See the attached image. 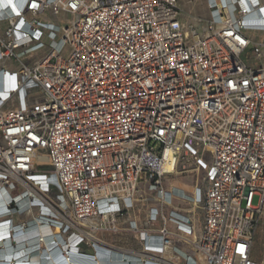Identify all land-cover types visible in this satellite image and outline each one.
<instances>
[{"label":"built area","instance_id":"obj_1","mask_svg":"<svg viewBox=\"0 0 264 264\" xmlns=\"http://www.w3.org/2000/svg\"><path fill=\"white\" fill-rule=\"evenodd\" d=\"M226 1L186 24L178 0H0L10 210L21 193L92 246L110 222L154 264H264V0Z\"/></svg>","mask_w":264,"mask_h":264},{"label":"bare ground","instance_id":"obj_2","mask_svg":"<svg viewBox=\"0 0 264 264\" xmlns=\"http://www.w3.org/2000/svg\"><path fill=\"white\" fill-rule=\"evenodd\" d=\"M2 1L6 4V0ZM237 1L241 7H249L246 3L247 0ZM216 2L218 11L222 10L226 14L223 19L236 18L237 11H232L237 5L227 4L226 0H216ZM223 5L224 8H222ZM183 19L186 24L191 23L184 17ZM192 19L196 22L197 18L192 16ZM250 33L264 37V31H250ZM5 94V92L0 91V95L4 96ZM163 167L165 169L170 168L167 163ZM178 180L183 181L182 179H174L172 181L175 189L189 191L194 189L192 185H184L179 183ZM42 183L44 184L45 181ZM9 199L7 191L0 187V264H131L130 260H132L133 264H154L149 260L145 261L141 256L138 258L131 255L128 250L130 243L129 239L127 240V234L124 233L125 231L122 233V231L111 229L110 222L107 223L105 228L99 229V220L92 219L91 223L94 225V229H88L86 235L90 239V243L94 244L93 246L91 244L86 245L84 242H79L81 240L80 235H84L83 233H62L56 220L51 219L49 221L50 215L48 214L55 213L51 208L44 205H31L30 201L32 198H22V194L19 193L16 199L17 205L20 207V213H16L12 212L7 206ZM34 201L39 202V199L35 197ZM186 209L193 211L195 215L198 214L196 205L190 204ZM86 224L88 225V223ZM195 224L197 225V223ZM115 225L117 226L118 224ZM193 232V234L184 232L182 234L193 240L197 232L196 227L193 228ZM147 237L150 236L148 235ZM118 238H121V242ZM254 242L251 258L255 263H261L259 261L263 257L264 229L262 230V247L260 254L257 256L254 255ZM92 250L94 253H87V251ZM164 255L179 264H185L182 257L177 254L168 251ZM194 255L196 264H205L201 253L195 252Z\"/></svg>","mask_w":264,"mask_h":264},{"label":"rangeland","instance_id":"obj_3","mask_svg":"<svg viewBox=\"0 0 264 264\" xmlns=\"http://www.w3.org/2000/svg\"><path fill=\"white\" fill-rule=\"evenodd\" d=\"M178 5L180 6L181 10H182V14L184 15L183 17L185 19H187V21L189 22H194L192 19L193 17H199V16H204L206 15V10L204 7V2L203 0H178ZM259 36V34H257ZM179 183H183L184 185H191L190 183H186L183 182L181 180H178ZM253 204L257 203V196H255L252 200ZM262 229L259 230L255 242H254V255H259L260 254V249L262 247L261 245V239H262V230L264 229V225L263 227H261ZM110 238V237H108ZM123 238V237H122ZM121 239V238H120ZM87 253H94L93 250L92 251H87Z\"/></svg>","mask_w":264,"mask_h":264}]
</instances>
